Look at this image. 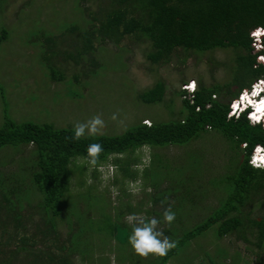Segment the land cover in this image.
<instances>
[{"label":"rangeland","instance_id":"rangeland-1","mask_svg":"<svg viewBox=\"0 0 264 264\" xmlns=\"http://www.w3.org/2000/svg\"><path fill=\"white\" fill-rule=\"evenodd\" d=\"M110 2L0 0V32L4 26L9 31L0 44V85L4 90L3 96L0 89V126L5 114L57 126H73L102 114L103 132L121 133L140 121L150 124L182 116L187 96L182 90H187L184 84L192 78L196 90L239 78L234 61L238 48L200 51L179 47L169 61L154 63L147 57L150 40L129 35L118 43L111 37H95L76 61L71 52L76 54V39L90 24V11ZM53 65L62 74L56 76ZM158 78L166 82L164 99L144 102L139 93ZM224 89L216 98L231 102L233 98ZM114 113L118 114L115 121L111 119ZM244 144L239 146L217 128H208L188 143L144 144L110 153L95 167L88 164L87 157L73 155L67 191L73 201H68L67 193L63 196L51 229L45 212L36 205L40 192L31 177L34 145L4 144L0 146V264H29L34 247L21 249L17 244L23 230L33 233L36 245L67 253L72 264H160L161 258L150 255L142 259L133 253L127 240L131 227L125 218L132 213L155 217L164 234L175 240L220 204L227 193L225 175L238 166ZM19 183L23 186L18 191L21 207L10 209L5 197L16 201L10 188ZM169 205L176 213L171 225L162 218ZM259 206L253 197L242 207L245 223L246 217H260ZM16 213L20 218L14 221ZM13 223H18V233ZM78 226L77 235L87 250L71 242ZM216 228L214 223L180 245L166 264H264V243L258 244L257 233L249 224L221 236Z\"/></svg>","mask_w":264,"mask_h":264},{"label":"trees","instance_id":"trees-1","mask_svg":"<svg viewBox=\"0 0 264 264\" xmlns=\"http://www.w3.org/2000/svg\"><path fill=\"white\" fill-rule=\"evenodd\" d=\"M79 4L83 6L80 1ZM87 21H90V24L83 27L78 35L79 40L76 39V54L71 52L76 61L93 45L95 37L100 39L111 37L118 43L129 35L150 40L151 49L147 52V57L154 63L169 61L172 53L179 47L200 51L217 47L238 48L234 61L239 78L235 81L229 79L224 83L217 82L212 86L202 85L195 91L193 97L183 98L181 108L183 115L177 118L156 120L150 124L140 121L121 133L103 132V135L86 136L79 141L67 139L74 135L73 126H57L52 122L32 119L17 120L5 114V121L0 126V146L7 143L17 145L22 142H32L34 145L36 156L31 177L40 192L36 205L37 208L41 207L39 210L45 212L48 229L55 227L54 216L59 213V204L69 190L70 159L73 155L87 157L86 149L89 144L103 145L104 152L100 156V161L110 153H122L144 144L188 143L202 131L217 128L225 136L236 141L237 145L245 143L238 166L225 175L223 188L227 193L207 217L184 229L182 234L175 238V241H178L177 247L169 251L166 257L161 258L160 264H166L167 260L176 254L180 245L214 223H217L216 233L219 236L239 229L242 224H249L257 233L258 244L262 245L264 167L250 164L249 156L256 144H264V125L252 123L246 113L229 116L230 102L216 98V94L225 88L226 95L236 98L241 90L250 86L258 77L264 76V62L258 60L259 51L253 52L251 35L252 29L264 26V0H111L107 7L98 11L91 10ZM73 26L78 29L77 24ZM8 34V28L4 26L0 32V44ZM261 52L264 53V48ZM53 66L55 68L53 73L57 76L61 71ZM0 89L4 96L1 85ZM185 91L182 90L186 94ZM165 92L166 82L158 78L152 86L141 91L139 97L144 102H160L164 99ZM261 109L263 108L259 106L257 112L259 113ZM258 113H254V116L260 117ZM22 183L10 188L17 196L16 201L10 199L9 195L5 197L10 209L21 207L22 194L18 191L23 187ZM67 196L68 201L72 202V196L68 193ZM253 197H256L262 214L258 218L245 216L247 220L245 223L241 209ZM17 218H20V214H17V217L13 216L14 221ZM12 226L18 233L20 230L18 223H13ZM174 230L176 229L173 228L172 231ZM79 231L78 226L75 241L72 239L71 242L75 245L81 244L79 246L87 250L88 246L79 240L77 235ZM45 237L44 231L43 238ZM18 239L17 244L21 249L37 246L36 251L34 248L31 249L33 258L29 264H72L67 253L36 245L33 233L26 234L23 230ZM62 247H65L64 244Z\"/></svg>","mask_w":264,"mask_h":264},{"label":"clouds","instance_id":"clouds-1","mask_svg":"<svg viewBox=\"0 0 264 264\" xmlns=\"http://www.w3.org/2000/svg\"><path fill=\"white\" fill-rule=\"evenodd\" d=\"M264 36V35H263ZM264 77V76H262ZM239 92L238 102L231 101L229 103L228 115L240 116L246 113L252 123H261L264 125V108L258 113L259 106L264 107V82L252 90L244 99ZM258 113L259 116H255ZM118 114L114 113L111 116L113 121L117 120ZM147 122V121H146ZM106 123L102 114H97L89 118L85 122H76L73 125L74 135L68 137L72 141H79L82 138L95 137L103 135V130ZM87 162L95 167L99 162L101 154L104 152V147L101 143H91L87 146ZM260 158H263L261 160ZM249 162L256 167H264V144H256L250 153ZM139 191V189H137ZM163 221L171 225L176 219V213L172 210L171 205L165 208L163 212ZM126 223L131 227V233L128 236V244L131 246L133 253L142 259H147L150 255L163 258L168 252L177 247L178 241L171 240L160 229V220L155 217L146 218L135 213L129 214L126 218Z\"/></svg>","mask_w":264,"mask_h":264},{"label":"built area","instance_id":"built-area-1","mask_svg":"<svg viewBox=\"0 0 264 264\" xmlns=\"http://www.w3.org/2000/svg\"><path fill=\"white\" fill-rule=\"evenodd\" d=\"M251 35L253 37V44L254 47L257 48V51H259L257 57L258 60L261 62H264V53L261 52V50L264 48V39H263V35H264V26L260 25L257 26L256 28L252 29L251 31ZM264 82V77H258L253 83H251L250 86L245 87L243 90H241L240 96L244 99L246 96H248V94L254 90L258 85H260L261 83ZM186 90V94L189 97H193L196 88H197V82L194 78H192L189 82H186L184 84ZM238 98H233V103L234 102H238ZM199 108V107H197ZM255 116H253V121L255 122Z\"/></svg>","mask_w":264,"mask_h":264},{"label":"bare ground","instance_id":"bare-ground-1","mask_svg":"<svg viewBox=\"0 0 264 264\" xmlns=\"http://www.w3.org/2000/svg\"><path fill=\"white\" fill-rule=\"evenodd\" d=\"M261 107V106H260ZM262 108H264V107H262ZM261 160H263V158H260Z\"/></svg>","mask_w":264,"mask_h":264}]
</instances>
